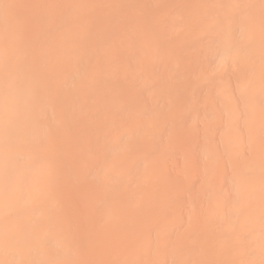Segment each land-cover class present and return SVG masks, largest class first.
Instances as JSON below:
<instances>
[{
  "label": "bare ground",
  "instance_id": "obj_1",
  "mask_svg": "<svg viewBox=\"0 0 264 264\" xmlns=\"http://www.w3.org/2000/svg\"><path fill=\"white\" fill-rule=\"evenodd\" d=\"M0 264H264V0H0Z\"/></svg>",
  "mask_w": 264,
  "mask_h": 264
}]
</instances>
